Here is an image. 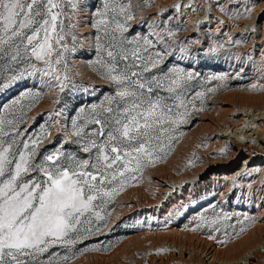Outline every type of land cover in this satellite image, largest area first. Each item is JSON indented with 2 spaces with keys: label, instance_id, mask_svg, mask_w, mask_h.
I'll return each mask as SVG.
<instances>
[{
  "label": "snow or ice",
  "instance_id": "6c2138e0",
  "mask_svg": "<svg viewBox=\"0 0 264 264\" xmlns=\"http://www.w3.org/2000/svg\"><path fill=\"white\" fill-rule=\"evenodd\" d=\"M231 2L242 5V0ZM219 6L237 18H251L254 7L243 4V12H232ZM88 7L85 0H0V91L38 78L60 93L87 92L75 82L70 62L84 39V25L92 33L91 66L110 89L99 104L78 111L71 131L62 129L64 139L51 150L44 141L52 126L27 134L28 128L21 127L23 113L17 116L7 105L0 111V264H70L86 250L76 247L86 234L107 226L109 205L127 182L167 156L175 134L188 122L189 106L197 99L203 103V92L189 99L195 75L167 64L176 49L165 36L174 38V31L131 34L139 7L133 0H100L90 15ZM173 7L178 11L181 5ZM178 51L182 57L189 54L185 45ZM22 95L36 100L41 94Z\"/></svg>",
  "mask_w": 264,
  "mask_h": 264
},
{
  "label": "rangeland",
  "instance_id": "374dc122",
  "mask_svg": "<svg viewBox=\"0 0 264 264\" xmlns=\"http://www.w3.org/2000/svg\"><path fill=\"white\" fill-rule=\"evenodd\" d=\"M85 3L89 5L85 8V13L90 15L93 11L91 6L98 7L100 0H85ZM178 3L181 7L177 11L173 6ZM133 4L139 7L136 8L131 34L148 35L149 32L164 28L174 31V38L165 36L176 49L171 57L166 58L167 64L181 67L195 75L189 99L196 92H203V103L197 99L194 106H189L188 122L181 125L175 134L176 139L167 156L148 165L135 179L127 182L126 187L115 197L114 203L109 205L110 218L107 226L101 225L99 231L86 234L83 241L76 246L86 250L78 252L70 264H95L102 262L103 256L120 251L123 253L119 255L127 257L128 260L134 258L138 261L136 264H208L202 256L186 260L182 256L185 249L183 244L176 246L168 240L177 239L182 242L183 238L191 237L213 242L217 247L227 250L262 223L257 204L264 198V181L257 184L256 180L264 175V156L260 154V150L264 151L260 148L264 147V143L259 140L260 137L250 141L254 160L259 161L255 163L259 167L258 173L245 188H239L240 198L237 202L224 198L219 200V191L193 193L196 183L208 177L199 174L207 164L217 158L226 160L231 157V149L223 141L221 132L228 125L236 123L239 117L230 119L225 109L233 105L237 112L243 111L240 107L244 103L255 108L264 106V72L260 71L264 62V47L258 42L259 37H262L258 31L264 22V0H242L239 8L234 7L231 0H219V4L217 0H133ZM220 4L232 8V12H243V4L254 5L252 17H234L222 12ZM237 26L244 29L238 31L235 29ZM80 31L84 34V39L77 51L71 55L70 62L75 65V82L78 86L88 88L87 92L66 90L60 93L57 89L50 90L41 85L38 78L22 79L0 91V111L7 105L17 116L23 113L25 118L21 127L28 128L27 134L52 126L51 136L44 141V147L48 150L58 146L64 139L61 135L62 129L71 131V121L81 108L99 104L110 91L91 66V62L95 60V51L90 25H84ZM234 40H240L241 43H231ZM220 44L224 47L218 53L207 52L208 48L219 47ZM180 45L189 49L187 56L182 57L178 51ZM233 54L239 55V59ZM224 75L227 76L226 80L211 79ZM252 84H257L258 87L253 89ZM36 92L41 94L36 100L31 95H22ZM14 101L19 103L14 105ZM29 105L32 106L29 108ZM60 109L63 111L56 116V111ZM241 113L245 115L244 112ZM244 118L248 119V126L261 123L264 127V118L258 122L255 115ZM261 136L264 139V132ZM253 137H257V134ZM234 139L240 141L239 143L245 140L243 135H236ZM64 146L69 151L76 150L73 144ZM247 152L248 149L244 148L240 158L232 161L229 166H232V171L240 167L243 159L248 156ZM164 177H185L189 181L172 188V198L163 201L166 208L159 204L153 208L141 206L132 209L141 199L155 197V181L166 180ZM193 177L197 179H192ZM237 184L238 181L235 188H238ZM236 191L234 189L232 200ZM225 216L228 219H224ZM213 220L217 223H210ZM173 227L177 228L178 234L167 232ZM164 240L168 242L164 243ZM159 249L164 251H158ZM181 250L182 254L179 252Z\"/></svg>",
  "mask_w": 264,
  "mask_h": 264
},
{
  "label": "bare ground",
  "instance_id": "6f19581e",
  "mask_svg": "<svg viewBox=\"0 0 264 264\" xmlns=\"http://www.w3.org/2000/svg\"><path fill=\"white\" fill-rule=\"evenodd\" d=\"M235 29L238 31L239 30L242 31L244 28L242 26H237ZM258 32L262 35L261 38L259 37L258 42L260 44H263L264 47V22L261 27V30ZM240 108H243V111L237 112L238 110H236L233 105L225 109L226 110L225 112L228 113L227 115L231 117L230 119H233L234 117H239L236 123L228 125V127H230L231 129L230 128L227 129L228 128L227 127L226 129H222L223 132H221L222 137H224L223 141H226L228 147H230L231 149V157H229L226 160L222 158H217L214 159L212 163L210 162L211 164H207L202 169V172H200L199 174L200 176H204L205 174L208 177L206 179H201L196 183V187L194 189L193 194H199V192L202 191L204 193L207 191L208 192L219 191L220 193L219 200L224 198L225 200L237 202V200H239L240 198L239 188L241 187L245 188L248 182L252 181L256 176V174L258 173L259 167L255 165V163L256 162L259 163V161L255 162L254 160L255 155L251 150L253 147L250 141L256 140L258 137H260L259 140L262 141V143H264V139L261 136L262 132H264V127L261 123H256V125H253V127L248 126L249 124L248 122H246V120L248 121V119H245L244 116L254 117L255 115V118H257V122H258L259 119L264 118V106L262 108H255V107H250V105L244 103V105L241 106ZM241 112H244L245 115L243 114L244 115L243 116ZM251 112L253 113L251 114ZM238 122L241 123L242 125L241 126L238 125L239 124ZM254 134H257V137H253ZM236 135H240V136L243 135L245 140L241 143H239L240 142L239 140H238L239 142H237V140L234 139ZM244 148L248 149L247 152L248 156L243 159V163L240 165V167L237 170L232 171L231 168L232 166L231 167L229 166L232 164L233 160H237L238 158H240V156L242 155V150ZM260 148L264 149V147L262 146H260ZM260 154L261 156H264V151L260 150ZM251 171H253V173H250ZM195 178L196 177H193L192 179ZM263 179H264V175H262V177H258L256 179L258 180L257 184H260L262 181H264ZM188 181L189 179H185V177L179 179L168 178L166 180H156L155 181L156 196L155 197L153 196V198L149 196L150 197L149 199H143V200L141 199V201H139L138 203L134 205L132 204L133 205L132 209L141 206H145L147 208L148 207L153 208L159 204H162L163 208H166L163 204V201L166 198L168 199L172 198V196L170 195V193L172 192V188L174 186H181L184 184V182H188ZM236 181H238L237 184L238 188H235ZM234 189L237 191L234 200H232ZM257 189H258V185H257ZM257 212L260 217V220H262V223L258 224L255 228H253L250 231V233L244 235L236 243L233 244L232 248H229L227 250L224 248L217 247L213 242H209V241L206 242V240L204 241L202 239H196L195 237H194L195 239H192L191 237L183 238L182 242L177 241V239L168 240V241H171V243L175 245L176 244L180 245V243L183 244L182 245L183 248L185 247L184 253L182 252L183 249L179 252L180 254L182 253L184 254V255L182 254V256H184L183 258H185L186 260H191L197 256H202L208 262V264L209 263L210 264H264V198H261L259 200V203L257 204ZM167 232L172 235L178 234L177 228L175 227L171 228ZM168 241L164 240V243ZM122 253L123 252L120 251V253H111L105 255L102 257L103 258L102 260L100 259L102 262L98 261L95 264H99V263L136 264L135 262H138L134 258H130L131 260H128L127 257L123 255H119Z\"/></svg>",
  "mask_w": 264,
  "mask_h": 264
}]
</instances>
